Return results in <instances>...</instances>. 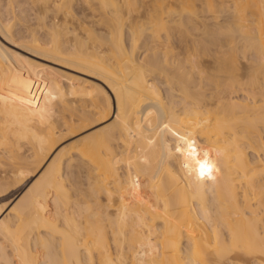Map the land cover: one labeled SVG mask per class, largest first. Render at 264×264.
<instances>
[{
	"label": "bare ground",
	"instance_id": "bare-ground-1",
	"mask_svg": "<svg viewBox=\"0 0 264 264\" xmlns=\"http://www.w3.org/2000/svg\"><path fill=\"white\" fill-rule=\"evenodd\" d=\"M168 1L76 52L38 30L66 0H0V264H264V0Z\"/></svg>",
	"mask_w": 264,
	"mask_h": 264
},
{
	"label": "rangeland",
	"instance_id": "rangeland-1",
	"mask_svg": "<svg viewBox=\"0 0 264 264\" xmlns=\"http://www.w3.org/2000/svg\"><path fill=\"white\" fill-rule=\"evenodd\" d=\"M167 1L166 0H115V2L121 5V9L119 11L113 12L114 7L113 9H111L112 5H110V7L106 6L101 0H66V2L62 4L61 9L59 10L60 14L57 16V18L63 19L61 25L57 26L56 24H54L53 20L52 21L50 20L49 21L50 25L48 28L46 27L47 29L42 27L41 24L38 27V30H40L39 31L40 34L43 35H46V30L49 31V36L47 37L48 34L46 35L47 40L50 39V41L52 40L54 43L57 44L62 43L64 47L72 46L73 48L72 50L76 52L85 51L88 47H91V49H96V48L98 49V46L100 47L101 44L105 43V35L103 34L105 31H102V29H104L103 26H105L106 24L113 27L114 29L119 28L121 25L123 26L125 25V27H127V25H130L132 27L135 28L137 27L139 29L147 28L151 25H154L156 28L161 27L162 23L157 19V16L161 15L163 12L164 13L167 11L171 12L173 9L182 7V6H176L178 4H175L176 3L175 1H174L175 3L168 1L169 3H174V4H170L171 7L169 8L168 6L169 3ZM187 8L190 11L188 15H190L191 17L200 16L201 14L206 13L207 10L205 5H201L199 3L189 5L187 6ZM111 11L113 13H111ZM57 13L58 12L54 10V13H52V15H55ZM110 13L111 15L114 14V20L108 22L107 21L109 19L108 15H110ZM22 16L26 19L30 18V13L26 11L24 14H22ZM22 21L28 23V21H26L25 19H22ZM32 22L34 23L35 20H32ZM85 27L91 28L92 34L90 35L87 34L86 31L84 30ZM89 39L93 40V43L90 42ZM173 40L174 39H172L171 41L173 42V44L171 43V47L177 53L178 51H180L179 45L181 44L178 40H177L178 43L177 42L175 43L176 39L175 41ZM146 47L147 45H144V42H140L139 48L137 49V52H139L138 55H140L143 51H146ZM208 47L209 46L206 45L202 48V50L206 51ZM164 59L165 57L163 54L153 55L151 56L150 59H148V63H147L148 67L158 70L159 72L162 71L163 75L168 74L169 79L172 80L177 87L182 88L185 86L186 91L184 92L183 90H181L180 95L176 96V99L178 101L180 102L186 100L199 101L201 104H204L205 95H203L202 92V88H201L202 80L199 79L198 68L195 66L194 71H192L191 69L174 71L170 65H165ZM204 76H207V73ZM218 88L220 90L219 93H221V91L224 89V85H220ZM242 93H243L242 91L238 92V94H242ZM215 94L218 93H213L211 95H215ZM224 94L226 93H223L222 95ZM257 98H262V97L260 94H258ZM70 141L71 140H69L68 142ZM262 156L264 157L263 153ZM261 163L262 164H259L260 166L259 169H257L258 176H264V164H263L264 162ZM12 196L13 194L6 196L7 198L6 197L0 198V205H3L5 202H8V200H11ZM5 214L6 212L4 213V215ZM247 216H251V215L249 214Z\"/></svg>",
	"mask_w": 264,
	"mask_h": 264
},
{
	"label": "snow or ice",
	"instance_id": "snow-or-ice-1",
	"mask_svg": "<svg viewBox=\"0 0 264 264\" xmlns=\"http://www.w3.org/2000/svg\"><path fill=\"white\" fill-rule=\"evenodd\" d=\"M201 174L203 175V166H202V171H201Z\"/></svg>",
	"mask_w": 264,
	"mask_h": 264
}]
</instances>
